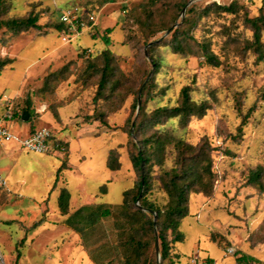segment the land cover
<instances>
[{
	"label": "rangeland",
	"instance_id": "1",
	"mask_svg": "<svg viewBox=\"0 0 264 264\" xmlns=\"http://www.w3.org/2000/svg\"><path fill=\"white\" fill-rule=\"evenodd\" d=\"M142 1L110 0L103 6L92 7V0H6L10 16L23 15L33 9L42 13L39 24L51 26L60 23L63 14H70L89 27L83 28L78 37L71 38L69 44L61 41L63 34L53 29H45L44 34L30 30L18 36L0 31V60L13 61L0 71V102H6L16 114L21 113L28 99L33 107L29 122H8V129L21 138L30 130L46 129L66 143L68 149L65 156L61 153L43 155L29 153L11 143L0 145V175L9 191L8 199L0 202V250L6 264H92L79 247L78 236L65 227L64 218L59 215L60 190L69 192L72 213L88 204L118 205L122 193L132 187L136 175L130 163L133 152L131 143L127 146V133H132L131 124L137 118L131 104L136 107L140 94L141 105L150 85L152 68L146 45L164 33L150 37L144 46L133 45L126 39L127 30L133 28L126 18L133 6ZM232 1L250 7L252 13L264 8L261 0L200 3L189 0V8L201 11ZM89 9L90 13L85 11ZM229 20L213 19L210 23L205 20L217 42L225 40L218 38V34L221 35L220 28L228 25ZM169 39L170 35L162 42ZM225 47L220 44L218 54L231 63L230 71L224 66L218 69L202 66L196 57L172 56L163 49L159 53L165 66L158 77L159 86L168 87L161 104L167 100L174 102L179 90L189 84L193 75L201 92L206 82L215 96L206 115L193 119L186 128L181 129L176 121L167 124L171 133L192 145L206 138L215 171L211 196H194L189 201V216L182 223L186 239L173 251L178 256L175 264H190L195 254L213 260L214 264H235L236 253L253 258L252 264H264V190L247 183L248 174L257 167L264 172V120L258 97L264 88V63L257 67L251 56L237 58L238 53ZM105 49L118 57L119 68L125 75L134 76L137 71L145 73L136 85L135 97L129 98L123 109L110 117L107 127L99 123L84 124V117L92 114V105L87 95L76 97L79 88L73 84L72 75L63 78L49 99L36 95L47 74L69 65L72 70L74 63L79 65L77 58L84 50L85 57H93ZM237 93L241 95L240 114L235 108ZM194 96L202 98L204 93H194ZM250 109L242 137L234 141L231 136ZM112 150L120 155L118 172L106 167L108 153ZM262 184L264 188V177ZM103 187L105 190L101 192ZM154 250L155 244L147 264L153 263Z\"/></svg>",
	"mask_w": 264,
	"mask_h": 264
},
{
	"label": "trees",
	"instance_id": "2",
	"mask_svg": "<svg viewBox=\"0 0 264 264\" xmlns=\"http://www.w3.org/2000/svg\"><path fill=\"white\" fill-rule=\"evenodd\" d=\"M109 1L92 0L91 6H103ZM188 2L189 0H143L129 11L126 22L131 23L133 28L127 30L126 39L136 46L146 45L150 37L173 27ZM261 3L264 4V0ZM89 10L85 11L90 13ZM9 11V3L0 0V31L12 36L30 30L44 34L45 29H53L59 34L69 33L68 27L62 23L51 26L39 24L42 13H36L33 9L19 16H10ZM221 18L230 20L228 25L219 30L221 35L218 34V38L224 37L225 40L217 42L212 38L214 34L211 35L208 30V23ZM85 23L89 25L88 20ZM220 44H225L226 49L231 47L233 52L238 53L237 58L251 56L257 67L264 63V8L252 13L250 7L237 1L222 6L214 4L201 11L191 7L181 24L170 33L169 41L148 47L147 56L152 68L151 81L143 96L136 122L131 124L132 133H127V146L131 143L132 147L134 143L137 148V158L133 153L130 156L136 179L132 187L122 193L120 204H88L71 213L70 194L66 189L60 190L57 198L59 215L64 218L65 227L78 236L79 247L85 251L92 264H147L148 255L156 241L160 264H175L178 261L177 253L173 251L177 244L186 239L182 223L189 216V201L194 196H211L215 171L211 148L206 138L192 145L171 133L167 124L176 121L181 129L186 128L193 119H201L206 115L215 96L206 82L201 92L196 85V76L193 75L189 84L179 90L174 102L167 100L161 104L160 100L166 95L168 87L159 86L158 77L165 69L159 53L163 49L172 56L196 57L202 66L211 69L224 66L230 71L231 63L222 60L218 54L221 51ZM224 52L227 54L228 50ZM85 54L84 50L78 56L80 63L78 66L74 63L72 70L69 65L47 74L36 95L49 99L63 78L72 75L73 84L79 88L76 97L85 94L92 105V114L84 117V124L99 123L107 127L110 117L123 109L129 98L135 97L136 85L145 73L137 71L134 76L125 75L119 68L118 57L107 49L93 57H85ZM12 63L8 58L0 60V71ZM194 93H204V96L196 98ZM258 94L264 120V88ZM235 97V108L240 114L241 95L237 93ZM6 107V102L0 103L1 114ZM134 108L132 103L131 109ZM32 110V103L28 99L20 114H16L14 108L11 109L10 122L21 121L24 113L31 116ZM251 112L252 109L239 122L235 134L231 136L235 138L234 141L242 137V128L247 126ZM33 132L35 131L30 130L28 133L31 135ZM51 134L64 149L61 154L65 156L68 152L67 144ZM119 157L117 150L109 151L106 161L108 170H120ZM263 173V168L257 167L248 174L247 183L263 191ZM101 190L104 192L105 187ZM0 193V202L4 203L9 192ZM136 202L138 206L135 205ZM140 208L155 214V232L151 217ZM234 257L235 264L254 262L253 258L245 254L236 253ZM198 258L203 264H214L208 258H201L200 255Z\"/></svg>",
	"mask_w": 264,
	"mask_h": 264
},
{
	"label": "built area",
	"instance_id": "3",
	"mask_svg": "<svg viewBox=\"0 0 264 264\" xmlns=\"http://www.w3.org/2000/svg\"><path fill=\"white\" fill-rule=\"evenodd\" d=\"M93 21V18H89ZM89 21V22H90ZM60 23L68 27L69 33L61 36V41L69 44L71 38L78 37L83 28H88L81 20H77L70 14H63L60 18ZM93 28V27H91ZM1 103V102H0ZM11 106L5 108L4 113L0 116V145L14 144L19 146L24 151L35 154L51 155L54 153H62L64 149L59 144L58 140L46 129L33 132L31 135L21 138L11 133L7 127V123L11 120ZM0 191L9 192L8 186L4 178L0 175ZM231 255V254H230ZM190 264H203L199 261L198 254L193 255L189 261ZM0 264H6L2 252L0 250Z\"/></svg>",
	"mask_w": 264,
	"mask_h": 264
},
{
	"label": "water",
	"instance_id": "4",
	"mask_svg": "<svg viewBox=\"0 0 264 264\" xmlns=\"http://www.w3.org/2000/svg\"><path fill=\"white\" fill-rule=\"evenodd\" d=\"M190 4H191V2H189V3L183 8L182 12H181L180 15H179V19L174 23L173 27H172L170 30L164 32L163 35H162L158 40H155V41H153V42H149V44L146 45V48H148L150 45H153V44H157V43H159V42H162L165 38H167V37L170 35V33H171L173 30H175V29L177 28V26H179V25L181 24V22L185 19L186 13H187V11L190 9V8H189ZM187 8H188V9H187ZM140 98H141V97H140V94H139L138 97H137V101H136L135 117H137V114H138V111H139V107H140ZM28 118H29V115H28L27 113H24V114L22 115V117H21V122H23V123L28 122ZM132 125H133V123H132ZM131 130H132V126H131ZM135 205L138 206V203L136 202ZM138 208H139V207H138ZM140 210H141L143 213H145V214H149V216H150L151 219H152L151 222H152L153 230H154V232H155V214L152 213V212H150V211H148V210H145V209H143V208H142V209L140 208ZM155 247H158V241L155 242ZM158 253H159V250H158ZM158 264H160V256H159V262H158Z\"/></svg>",
	"mask_w": 264,
	"mask_h": 264
},
{
	"label": "bare ground",
	"instance_id": "5",
	"mask_svg": "<svg viewBox=\"0 0 264 264\" xmlns=\"http://www.w3.org/2000/svg\"><path fill=\"white\" fill-rule=\"evenodd\" d=\"M203 1H205V0H193V3H200V2H203ZM132 152H133L134 157L137 158V148H136L134 143L132 144ZM158 262H159L158 247H155L154 259H153V263L152 264H158Z\"/></svg>",
	"mask_w": 264,
	"mask_h": 264
},
{
	"label": "crops",
	"instance_id": "6",
	"mask_svg": "<svg viewBox=\"0 0 264 264\" xmlns=\"http://www.w3.org/2000/svg\"><path fill=\"white\" fill-rule=\"evenodd\" d=\"M27 136H29V133L27 134ZM27 136H26V137H27ZM2 255H3V254H2Z\"/></svg>",
	"mask_w": 264,
	"mask_h": 264
}]
</instances>
